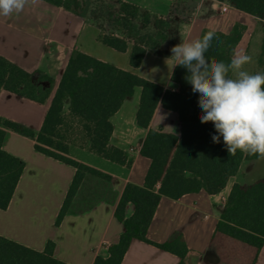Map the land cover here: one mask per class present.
<instances>
[{
    "label": "trees",
    "instance_id": "1",
    "mask_svg": "<svg viewBox=\"0 0 264 264\" xmlns=\"http://www.w3.org/2000/svg\"><path fill=\"white\" fill-rule=\"evenodd\" d=\"M73 12L99 29L98 41L121 52L130 51V65L140 67L147 52L158 51L170 37L172 21L123 0H44ZM264 21V0H218ZM245 26L236 24L230 33L213 31L216 37L205 53L209 61L230 62ZM258 64L264 72V27ZM200 37V38H201ZM188 72L177 66L172 80L179 91L162 86L132 72L119 69L79 50H74L39 132L0 117V209H7L25 168V162L6 152L3 142L11 129L36 140L35 149L72 165L76 173L60 210L56 225L72 211L73 201L87 175L109 181L110 176L69 156L66 137L69 116L79 120L94 153L113 162L130 166L132 158L110 145L113 125L110 121L136 87L142 88L137 123L148 130L140 153L151 160L143 186L128 184L115 210L124 231L118 242L108 246L107 258L98 256L93 264H122L134 239L185 258L188 247L182 234L164 243H155L148 230L163 196L179 199L202 190L217 194L225 189L247 160L261 159L258 154L237 150L230 155L223 144L212 142L214 125L201 123L198 93L185 80ZM47 83L48 86L43 84ZM54 79L43 72L30 73L0 56V92L44 103L51 94ZM159 104L176 112L181 135L150 128ZM135 207L126 217V206ZM264 245V177L251 184L235 183L209 243L208 259L224 264H256ZM55 243L48 241L44 251H36L0 236V264H67L54 257Z\"/></svg>",
    "mask_w": 264,
    "mask_h": 264
},
{
    "label": "crops",
    "instance_id": "2",
    "mask_svg": "<svg viewBox=\"0 0 264 264\" xmlns=\"http://www.w3.org/2000/svg\"><path fill=\"white\" fill-rule=\"evenodd\" d=\"M123 1L152 14L169 17L172 21L169 39L158 51L147 52L138 68L130 65L132 44L125 52L104 45L97 39L99 29L95 25L44 0L29 3L19 14L0 16V56L30 73L40 71L54 79L51 94L44 103L2 90L0 117L39 132L76 49L157 83L166 90L179 91V85L172 80L175 60L169 59L171 48L181 41L200 38L205 29L228 34L236 24H242L246 29L235 51L252 57L246 71L252 74L260 72L258 59L263 20L218 0ZM222 4L228 5L227 11H221ZM255 40L257 46L251 52ZM43 85L48 86L47 83ZM141 94L142 88L136 87L133 95L110 118L113 125L110 145L125 151L132 158L130 166L94 153L89 142L84 145L69 144L70 157L111 178L107 181L87 175L79 191L85 190L88 196H96L97 199L87 208L70 211L60 225H56V220L76 169L37 151L35 139L6 130L3 149L22 159L25 168L8 208L0 209V236L36 251H44L48 241H53L54 257L67 264H93L96 257L109 256L108 246L118 242L124 231L123 223L115 216L123 191L128 184L143 186L151 165V160L140 153L148 132L137 123ZM150 128L181 135L178 114L162 104L156 108ZM238 173L217 194L202 190L179 199L163 196L147 237L155 243H164L182 234L188 247L183 264H224L208 259L210 240L233 185H248L256 181L240 182L236 180ZM134 210V205L129 203L126 217H131ZM181 261L177 254L134 239L122 264H180ZM256 264H264V245Z\"/></svg>",
    "mask_w": 264,
    "mask_h": 264
},
{
    "label": "clouds",
    "instance_id": "3",
    "mask_svg": "<svg viewBox=\"0 0 264 264\" xmlns=\"http://www.w3.org/2000/svg\"><path fill=\"white\" fill-rule=\"evenodd\" d=\"M35 2L0 0V16L19 14ZM214 38L215 32L209 31L201 38L181 41L171 48L169 59L175 60L173 67L187 70L185 80L199 94L200 121L211 122L217 133L212 142L220 143L222 138L230 155L240 150L264 158V72L246 71L252 57L239 51H234L230 62L209 61L205 53Z\"/></svg>",
    "mask_w": 264,
    "mask_h": 264
},
{
    "label": "rangeland",
    "instance_id": "4",
    "mask_svg": "<svg viewBox=\"0 0 264 264\" xmlns=\"http://www.w3.org/2000/svg\"><path fill=\"white\" fill-rule=\"evenodd\" d=\"M263 29V28H262ZM261 29V31H263ZM263 34V33H262ZM257 46V42H253L251 52H254ZM246 70V65H245ZM67 107V106H66ZM65 107L64 114L66 116L67 124L63 129H66V137L67 141L71 145H84L86 142H89L84 131L82 124L79 120L74 119L69 116L67 112V108ZM264 176V158L260 160H247L245 159L242 162L240 171L236 177V180L246 183L250 180H257L258 178ZM97 199L96 196H88V192L85 190L79 191L76 195L72 209L73 210H81L83 208H87L90 204H92Z\"/></svg>",
    "mask_w": 264,
    "mask_h": 264
},
{
    "label": "built area",
    "instance_id": "5",
    "mask_svg": "<svg viewBox=\"0 0 264 264\" xmlns=\"http://www.w3.org/2000/svg\"><path fill=\"white\" fill-rule=\"evenodd\" d=\"M227 9H228V5L222 4L221 11L225 12V11H227Z\"/></svg>",
    "mask_w": 264,
    "mask_h": 264
}]
</instances>
